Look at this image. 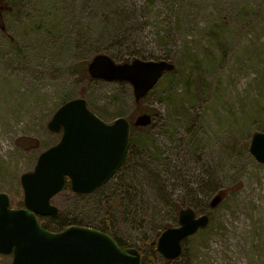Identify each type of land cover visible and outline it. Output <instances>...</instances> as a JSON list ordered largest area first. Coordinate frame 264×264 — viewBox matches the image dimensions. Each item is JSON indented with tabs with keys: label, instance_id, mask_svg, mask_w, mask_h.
I'll list each match as a JSON object with an SVG mask.
<instances>
[{
	"label": "rangeland",
	"instance_id": "obj_1",
	"mask_svg": "<svg viewBox=\"0 0 264 264\" xmlns=\"http://www.w3.org/2000/svg\"><path fill=\"white\" fill-rule=\"evenodd\" d=\"M101 54L175 70L137 103L131 84L90 77ZM75 99L107 124L128 120L130 147L98 191L59 193L44 228L97 230L143 264H264V164L251 152L264 133V0H0V194L11 208L24 207L21 179L61 141L48 126ZM145 114L152 125L136 128ZM187 209L209 225L177 259L154 260Z\"/></svg>",
	"mask_w": 264,
	"mask_h": 264
},
{
	"label": "water",
	"instance_id": "obj_2",
	"mask_svg": "<svg viewBox=\"0 0 264 264\" xmlns=\"http://www.w3.org/2000/svg\"><path fill=\"white\" fill-rule=\"evenodd\" d=\"M174 70L175 65L167 61L117 64L105 54L88 66L92 79L131 84L137 103ZM152 123V116L145 114L134 126L146 128ZM48 127L62 132V139L39 157L32 173L23 175L24 208L12 209L10 198L0 194V255H12L13 264H143L138 251L122 249L105 233L77 226L55 233L39 221V217L59 215L52 200L64 190L67 179L74 193L89 195L116 175L129 151L130 122L120 118L107 124L88 109L85 100L75 99L56 112ZM251 152L264 164V133L253 137ZM209 223L207 216L198 218L191 209L181 211L180 227L160 237L159 254L168 262L177 259L183 241Z\"/></svg>",
	"mask_w": 264,
	"mask_h": 264
},
{
	"label": "trees",
	"instance_id": "obj_3",
	"mask_svg": "<svg viewBox=\"0 0 264 264\" xmlns=\"http://www.w3.org/2000/svg\"><path fill=\"white\" fill-rule=\"evenodd\" d=\"M125 62H129V61H125ZM66 187L71 188V183H70L69 180L66 181L65 188H66ZM23 206H24V205H23ZM59 215H60V214H59ZM57 217H58V216H57ZM57 217H49V218H43V217H40L39 219H40V222H41L42 224H44V222L47 221L48 219H49V220H54V219L57 218ZM70 227H73V225L60 223L56 228L58 229V232H59V231H64L65 229H68V228H70ZM47 228L52 230V228H50V227H47ZM119 245H120V247H122L123 249L125 248L123 245H121V244H119ZM125 249H126V248H125ZM153 256H155V257H153V259L156 260V256H157V245L154 246V249H153ZM155 264H159V262H156Z\"/></svg>",
	"mask_w": 264,
	"mask_h": 264
}]
</instances>
